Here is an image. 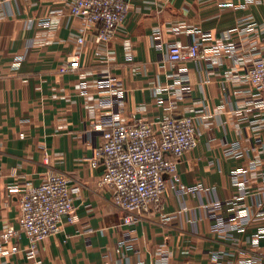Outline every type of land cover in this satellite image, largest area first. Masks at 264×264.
<instances>
[{
	"label": "crops",
	"instance_id": "1",
	"mask_svg": "<svg viewBox=\"0 0 264 264\" xmlns=\"http://www.w3.org/2000/svg\"><path fill=\"white\" fill-rule=\"evenodd\" d=\"M130 5L107 43L97 39L99 26L70 16L64 0H0V235L19 228L10 187L64 174L80 191L72 220L65 217L62 231L40 243L42 264H259L253 261H264V240L259 247L250 240L264 222L224 235L209 209L222 203L217 214L228 217L245 190L242 203L252 211L264 198V110L244 80L253 55L264 56V0ZM202 34L209 40L201 59L169 61V45L189 46ZM108 78L124 93V105L114 103ZM170 114L195 118L200 140L181 159L179 175L185 186L201 188L181 194L168 187L162 212L153 209L134 227L122 226L112 188L99 185L104 167L92 166L102 142L93 126L110 117L131 124ZM234 144L242 156L229 152ZM245 178L244 190L238 183ZM162 214L174 218L164 222ZM127 233L134 250L118 251ZM28 244L24 234L3 243L8 254L0 253V264H28Z\"/></svg>",
	"mask_w": 264,
	"mask_h": 264
},
{
	"label": "built area",
	"instance_id": "2",
	"mask_svg": "<svg viewBox=\"0 0 264 264\" xmlns=\"http://www.w3.org/2000/svg\"><path fill=\"white\" fill-rule=\"evenodd\" d=\"M70 9V16L82 17L86 23L99 26L97 39L110 42L130 11V0H64ZM200 33V32H199ZM153 36L158 47L161 31L155 30ZM209 40V35L202 34L199 41L189 46L169 45L168 59L171 62L201 59L202 47ZM79 43L83 39L79 38ZM228 52L233 48L229 47ZM244 80L252 85L257 94V109L264 110V56L253 55L252 60L244 69ZM108 85L116 95L114 103L125 104V95L117 83L111 78ZM187 79L181 80L182 97L188 88ZM187 91V90H186ZM176 101L170 103L169 111L176 108ZM93 131L101 135L102 142L96 146L92 166L104 167L99 185L109 186L113 190L112 202L123 213L122 226L134 227L143 213L153 209L162 212L164 193L168 187L181 194L198 191L201 186H185L179 175V163L184 156L194 150L200 140V132L196 121L191 116L175 117L173 114L155 122L142 119L133 123H120L113 117L105 118L93 126ZM229 152L237 157L242 156L238 144L232 145ZM1 180V174H0ZM248 179L238 183L245 190ZM80 186L74 179L64 174H49L43 183L35 186L14 185L8 189L9 194L18 197L20 208L19 228H8L0 235V253L5 255L2 244L12 238L21 239L24 234L29 244L26 248L28 264H42L39 257V245L45 239L62 231L65 217L72 220L74 212V196ZM249 191H244V196ZM243 197L233 203L236 205L234 214L223 217L217 214L222 203L209 209V215L216 224L220 234L229 235L243 232L253 221L264 222V198H259L257 211L248 209ZM164 222L171 221L174 216L162 214ZM264 240V226L260 225L250 244L259 247ZM87 243L90 244L88 238ZM133 251L132 238L129 233L117 243V250ZM253 262L264 264L261 258ZM263 262V263H262ZM160 264H168L166 261Z\"/></svg>",
	"mask_w": 264,
	"mask_h": 264
}]
</instances>
